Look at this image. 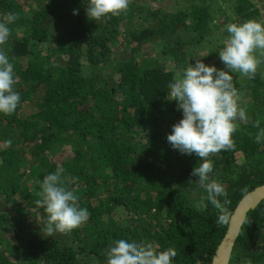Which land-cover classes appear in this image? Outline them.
<instances>
[{
  "label": "trees",
  "instance_id": "obj_1",
  "mask_svg": "<svg viewBox=\"0 0 264 264\" xmlns=\"http://www.w3.org/2000/svg\"><path fill=\"white\" fill-rule=\"evenodd\" d=\"M174 2L130 0L118 16L94 21L87 0H0V21L16 17L2 47L21 96L14 113H0V264H107L112 242L132 238L174 248V264H211L229 223H217L219 211L192 175L203 158L168 142L183 118L168 90L198 60L227 70L223 42L213 45L215 17L262 20L264 7ZM241 76L234 84L247 120L237 122L234 149L209 156L210 177L228 191L229 222L264 185V144L255 141L264 128V63L254 78ZM60 168L89 218L48 236L35 202ZM247 259L264 264V201L248 214L230 264Z\"/></svg>",
  "mask_w": 264,
  "mask_h": 264
},
{
  "label": "clouds",
  "instance_id": "obj_2",
  "mask_svg": "<svg viewBox=\"0 0 264 264\" xmlns=\"http://www.w3.org/2000/svg\"><path fill=\"white\" fill-rule=\"evenodd\" d=\"M86 13L94 21L107 16H118L129 7L130 0H87ZM78 14V10H74ZM16 19L8 14L0 21V113L12 114L20 104L21 96L14 89L16 83L13 64L3 49L9 40V24ZM229 34L219 51L227 70L218 69L198 60L182 73H177L170 84L169 99L178 102L183 118L173 125L168 142L182 154L195 153L203 158L192 175L207 193V201L219 211L218 224H228V191L219 181L212 179L213 162L210 154L234 149V133L238 121H246V110L240 106L241 93L234 84V74L255 77L258 66L264 63V19L228 23ZM259 50V56L256 54ZM199 57V56H198ZM259 127V122H257ZM264 144V128L255 137ZM10 143V142H9ZM63 169L48 174L41 183L40 199L36 205L47 213L48 236L56 232H70L89 218L87 208L78 203L79 197L63 186ZM221 198H225L223 201ZM158 246L144 239H116L107 250V264H174V248L158 251ZM244 264H252L251 259Z\"/></svg>",
  "mask_w": 264,
  "mask_h": 264
},
{
  "label": "water",
  "instance_id": "obj_3",
  "mask_svg": "<svg viewBox=\"0 0 264 264\" xmlns=\"http://www.w3.org/2000/svg\"><path fill=\"white\" fill-rule=\"evenodd\" d=\"M264 201V185L257 187L237 205L230 218L227 232L219 244L211 264H230L237 240L241 234L248 214Z\"/></svg>",
  "mask_w": 264,
  "mask_h": 264
},
{
  "label": "rangeland",
  "instance_id": "obj_4",
  "mask_svg": "<svg viewBox=\"0 0 264 264\" xmlns=\"http://www.w3.org/2000/svg\"><path fill=\"white\" fill-rule=\"evenodd\" d=\"M175 0H160V2H162L163 5H172L174 4ZM221 3L220 5H222L223 9H225V2H223V0H220ZM231 3L233 2V4H237L238 2H240V0H229ZM250 3H253L256 5V3H260L261 6L264 7V0H248ZM263 14H264V11H263ZM228 24L227 20L225 19V17H222L219 19V17H215L213 19V22L211 24V27L216 30L214 32V35H213V38H214V41L213 42V45L214 44H221L223 42L224 44V41L225 39L228 37V33L225 29V25ZM212 48V47H211ZM211 48L210 47H206V51L210 53L211 51ZM257 55H259V50H257ZM236 75H240V74H236ZM239 77V76H238ZM242 80H245L246 78H248L247 76H241ZM241 98H243V95L241 96ZM1 207V206H0Z\"/></svg>",
  "mask_w": 264,
  "mask_h": 264
}]
</instances>
